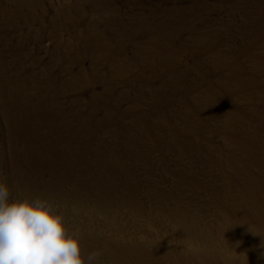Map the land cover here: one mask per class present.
I'll return each instance as SVG.
<instances>
[{
    "label": "bare ground",
    "instance_id": "6f19581e",
    "mask_svg": "<svg viewBox=\"0 0 264 264\" xmlns=\"http://www.w3.org/2000/svg\"><path fill=\"white\" fill-rule=\"evenodd\" d=\"M229 1L233 6L244 3L243 23H247L244 24L246 27H239L247 31L246 41L252 43L249 45L245 40L239 43L236 48L241 52H237L234 59L221 58L214 51L222 44L219 38H216L219 42H186L183 34L196 27H182L181 31L169 35L164 33L165 26L145 21L135 26L138 31L126 25L118 29L120 32H111L92 21V34L79 36L83 46L78 56L68 60H72V68L78 66L75 78L101 85L102 91L93 89L88 103L80 97L77 101L69 98V105L75 106L71 114L65 112L59 102L63 99L62 92L55 93L51 106H46L50 100H44V94L49 92L44 89L36 92L35 81L28 76L31 73L25 67L24 76L19 70L3 71L0 67V180H7L10 198L16 199L18 195L21 198H58L61 206L69 207L75 217L88 212V220L97 215L104 223L118 222L117 211L122 207H125L123 215L134 227L142 224V217L147 228L140 237L122 234L119 238L103 240L93 233L91 239L94 242L87 245L84 234L82 255L86 257L93 250H101L102 256H108L107 264H264V99L261 100L264 98V54L258 55L261 53L255 51L258 46H264V0ZM16 2L18 0H0V30L3 24H15ZM146 10L155 18L167 14L162 5ZM97 11L108 21L114 20L110 18L111 14H120V10L109 2L108 5L101 4ZM177 12L174 7L173 13ZM147 14L141 16L147 17ZM234 27V20L228 23V29ZM147 34L152 35V39L143 42L142 37ZM0 40L1 43L6 38ZM129 44L139 45L141 49L129 55L123 52ZM92 49L93 65L87 68L81 65L80 59ZM206 53L220 62V66L209 68L210 72L219 67L226 69L224 81L204 77L210 76L203 71L207 69L203 58ZM65 54L62 49L57 60L62 62ZM183 55L191 64H181ZM105 61L110 64L104 65ZM164 62L165 69L161 71L160 63ZM16 64L19 66L20 61ZM60 67L63 73L70 74V67L61 64ZM49 70L47 67L43 74L52 76ZM197 75L207 79L208 89L217 86L227 93L222 99L220 93L208 90L210 97L207 96L214 103V109L219 111L218 117H224V126H216L213 131L223 130L228 134L226 137L230 134V138L225 139L226 152L220 153L223 161L216 163L214 152L209 151L203 159L208 164L216 163L217 169L229 177L219 184L211 181L210 202L207 206L206 203L197 204L191 210L186 200L192 202L198 191L210 185L206 181L200 184L195 179L186 180L190 175H196L193 170L177 173L182 174L177 188L165 190V196L172 199V208L166 214L178 236L174 244L164 246L159 234L152 232H156V223L151 215L159 217L161 212L149 209L146 198H137L138 190L147 182L135 173L137 163L134 160L138 156L147 160L148 153L132 146L146 137L154 138V144L162 142L156 136L153 124L148 122L149 116L172 112L176 96L185 97L195 90ZM126 78H130L131 83L119 89L118 84ZM232 80H239V83ZM67 86L74 88L70 83ZM50 87L51 84L48 89ZM147 93L154 94L157 101L146 109L143 104L147 102H143L142 97ZM130 98L133 105L124 107V101ZM86 107L90 112H84ZM100 109L102 112L98 111ZM192 109L198 107H188L187 111ZM130 116L133 121L126 119ZM137 126L145 128L143 134L131 133ZM198 128L202 130L195 137L203 142L204 124L200 123ZM174 133L178 137H173L170 143L178 142L182 136L181 132ZM206 140L215 142L211 138ZM181 145L186 153L191 151L189 143L182 141ZM197 146L202 147L201 144ZM164 163L169 170L170 163ZM185 183L194 191L191 196L182 193ZM160 191L156 188L155 192ZM91 197L99 200L94 209L85 205ZM205 207L217 214L212 223L214 229H210V222L202 218ZM178 247L184 249L178 252Z\"/></svg>",
    "mask_w": 264,
    "mask_h": 264
},
{
    "label": "rangeland",
    "instance_id": "374dc122",
    "mask_svg": "<svg viewBox=\"0 0 264 264\" xmlns=\"http://www.w3.org/2000/svg\"><path fill=\"white\" fill-rule=\"evenodd\" d=\"M108 2L109 5L115 6V8L120 10V14L113 13L110 15V18L114 19L113 21H108L107 18H101L97 11L101 4L108 5ZM243 4L240 3L238 5V3H235L233 6L229 0H18L15 7L17 13L15 24L12 26L3 24L0 30V39L2 37L6 38V40L0 43L2 63L0 67L3 71H11V69L19 70L23 76L25 67L31 73L28 76L32 77L35 81L34 84L37 86L36 92L43 89L49 92L44 94L46 96L44 100H50L46 102V106L48 108L51 106V99L55 93L62 92L61 96L63 99L62 101L59 100V102L63 105L62 108L65 109L64 111L71 114L74 112L75 106L72 104L69 105V101H71L69 98H76L75 101H77L80 97L85 103H88L87 100L91 98L93 89L95 90L97 88L98 91H102L101 85H94L88 79L75 78L77 75L74 72L78 69V66L72 68L70 63L72 60H68L69 58L73 59L76 54L78 56L80 47L83 46V42L79 36L86 35L87 33L88 35L92 34L90 28L92 21L97 22L101 29L106 31L111 30V32H120L118 29L126 25L127 27L132 26L134 31H138L139 28L137 29L135 26L145 21H150L158 26H165L164 33L169 35L175 34L177 30L181 31L182 27H196V30H192L190 33L187 31L183 34L186 42L192 44L195 40L196 44L197 42H212L217 40L216 38H219L222 44L214 51L218 52L221 58L234 59L238 56L237 52H241L236 48L239 46V43L245 40L246 43L252 45L250 41H246L245 35L247 31L239 27L247 23H243L245 21V17L243 16L245 15L244 9H246ZM158 5L165 7L167 14L160 18L150 17L152 15H148L150 13L148 12L147 14L146 9H152ZM174 7L178 9V14L173 13ZM142 13L147 14V17H142ZM233 20L235 21L236 27L228 29V23ZM215 29H218V31H213ZM210 32L211 35H208ZM151 39L152 35L150 34L142 37L143 42ZM7 42L10 44L8 45ZM73 47L75 49L71 50ZM125 47L123 52L126 51L129 55L141 49L139 45L132 44L126 45ZM62 49L66 54L63 56L64 59H62V62H60L57 60V56L62 54ZM255 51L261 53L258 55L264 54V46H258ZM93 52L92 49L81 57V65L87 68L93 65ZM15 53L17 56L16 59ZM203 58L204 65L207 67L203 71L208 72L210 75L204 77H209L218 82L221 80L224 81L223 78L225 77L226 69L219 67L215 71H209V68H213V66H220V62L216 61L214 56L209 53L204 54ZM17 61H20L19 66L16 64ZM180 61L182 65L191 64L185 55L180 57ZM59 63L65 67H70V74L63 73ZM109 64L107 61L104 62V65ZM160 65L161 71H163L166 63H160ZM191 66L195 67V65ZM47 67H49L52 76L43 74ZM197 76L195 90L185 97L179 98L176 96L172 109L170 110L172 112H158L149 116L148 122L153 124L152 127L156 131V136L162 142L154 144V138L146 137L143 141H135L134 146H132L137 151L148 153L147 160H143L138 155L137 159L134 160L137 163L135 173L147 182L138 190L137 198L141 200H145L146 198L150 205L149 209H154L155 213L161 212L159 217L151 215L156 223L154 227L156 232H152L159 234L158 238L164 246L170 243L174 244L178 236L174 231L173 223L169 221L168 215L166 214L167 210L170 211L172 208V199L165 196V190L169 191L177 188L176 183L179 176L182 175L177 173L184 170H193L196 175H190L186 180L195 179L200 184L206 181L210 185V187L198 191L192 202L186 200V204L191 210H194L197 204L203 205L206 203L207 206L210 202L209 194L212 192L211 181L214 184H219L229 177V174L220 172L217 169L218 165L216 163L219 164L223 161L221 155L226 152L227 145L225 139L228 140L230 134L226 137L228 134L226 135V132L223 130L213 131V128L216 126H224V117H218L219 111L214 109V103L208 99L210 97L208 90L220 93L222 99L225 97L226 91L224 89L221 90L217 86L213 87V89H208V85H206L207 79L202 78L203 75ZM232 81L239 83V80ZM156 82H158V79ZM68 83L74 85V88H69L67 86ZM130 83V78H126L123 83L118 84V87L122 89ZM50 84L51 87L48 89ZM61 87L63 88L61 89ZM234 98H237V96H234ZM263 99L262 97L261 100L263 101ZM142 101L147 102L143 104L147 109L149 104H154L157 101V97L152 93H147L142 97ZM132 105L133 100L131 98L123 103V106L127 108H130ZM188 107H198V109L187 111ZM203 109L205 110L203 111ZM98 111L102 112L101 109ZM84 112H90V109L86 107ZM126 119L133 121L132 116ZM200 123L204 124L205 128L204 136L202 137L203 142H200L201 139L195 137L202 130L198 128ZM178 127L185 132H182ZM144 129L137 126L131 133L133 135H137L138 133L141 135L144 133ZM176 131L181 132L182 136L178 138V142L170 143L171 139L177 136L174 133ZM108 138L111 137L108 136ZM208 138H211L213 141L215 140L214 144L211 141L207 142L206 139ZM182 141L190 144L189 146L192 147L190 152H185L184 147L181 145ZM198 144H201L204 149L197 146ZM208 151L212 154L214 152L213 155L215 158L213 159L216 160L215 164L211 162L208 164L204 161L203 158L206 157ZM165 161L170 163L169 170H167ZM212 169L214 171H211ZM155 187L161 189L162 193L161 191L160 193L155 192ZM175 193L179 195L178 190H175ZM182 193L185 196H191L194 191L185 183ZM10 199L15 198L12 197ZM53 200L57 202L60 210L65 213L68 230L73 231L79 228L87 236L85 242L87 245H91L94 242L91 239L93 233L99 235L98 237L100 239L103 238V240L119 238L122 234H125L127 237L130 235L140 237L143 235L144 229L146 230L147 228L146 222H143L142 217L140 220L142 224L134 227L130 219L125 218L123 215L125 207L117 211L119 216L118 222L104 223L97 215H93L88 220V212H83L75 217L69 207L63 208L61 206L58 198H54ZM85 205L89 209H94L99 205V200L96 197L88 198L85 201ZM162 207L166 210L162 211ZM202 213V218L210 222L209 228L214 229V224L212 223L217 219L216 212L211 208L205 207ZM147 233L151 234V231L148 230ZM183 249L184 247H178L176 251L179 252ZM107 259L108 256L104 255L100 257L98 263L107 264Z\"/></svg>",
    "mask_w": 264,
    "mask_h": 264
},
{
    "label": "clouds",
    "instance_id": "9594fccd",
    "mask_svg": "<svg viewBox=\"0 0 264 264\" xmlns=\"http://www.w3.org/2000/svg\"><path fill=\"white\" fill-rule=\"evenodd\" d=\"M10 196L7 180H0V264H98L102 251L82 255L84 234L68 230L55 200Z\"/></svg>",
    "mask_w": 264,
    "mask_h": 264
}]
</instances>
